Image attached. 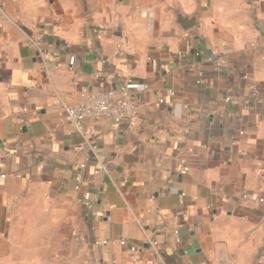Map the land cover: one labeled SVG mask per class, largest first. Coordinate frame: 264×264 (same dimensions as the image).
<instances>
[{
	"label": "crops",
	"instance_id": "1",
	"mask_svg": "<svg viewBox=\"0 0 264 264\" xmlns=\"http://www.w3.org/2000/svg\"><path fill=\"white\" fill-rule=\"evenodd\" d=\"M87 3L85 14L81 0H4L0 264H264V204L241 199L264 197V0ZM177 11L197 26L180 28ZM217 55L222 67L208 61ZM129 81L150 87L135 129L84 125L109 161L110 174L95 175L61 102Z\"/></svg>",
	"mask_w": 264,
	"mask_h": 264
},
{
	"label": "built area",
	"instance_id": "2",
	"mask_svg": "<svg viewBox=\"0 0 264 264\" xmlns=\"http://www.w3.org/2000/svg\"><path fill=\"white\" fill-rule=\"evenodd\" d=\"M4 8V0H0V13L4 14ZM29 42L38 49L43 60L47 61L46 52L42 49L41 44L33 39H29ZM225 60V55H217L216 58L211 57L208 59L209 62L215 63L217 67H222L225 63ZM73 64L74 62L71 63V71H73ZM149 89L150 87L147 84L129 81L118 88L104 91H90L86 88H82L79 93V100L75 105H66L65 103L61 102L60 115L66 119L84 138V143L79 145L77 149L79 151L88 150L98 163V169L94 172L95 175L103 174L108 176L110 174L109 161L104 155H101L98 152V146L95 143H91L86 140L84 132L85 123L87 121L105 119L117 125L125 123L130 128L135 129L139 122V109L136 98ZM254 96H257L256 93H254ZM163 102V100H160L161 104ZM244 134V132H240V136H243ZM229 149L231 151H236L241 155L248 154L245 149L239 147L238 141L236 139L231 140ZM85 167V164L81 165L82 170H84ZM180 172L182 174H186L189 172V168L183 167L180 169ZM1 178L4 177L1 176ZM84 185L85 181L83 179V175L80 172L76 177L75 190L77 192H81ZM120 194L128 205L127 198L129 194L127 192H120ZM255 198L257 201H259V203L264 204V197H255L252 193H243L241 195V199L243 200H251ZM82 202L89 209L95 206V202L89 198L88 193L83 194ZM176 234H178V232H176ZM146 239L150 255L160 258L158 243L151 239L148 235H146ZM127 244L128 242L126 240L120 241V245L122 246H126ZM140 252L141 250L135 245L130 247V253L133 260H137L139 258Z\"/></svg>",
	"mask_w": 264,
	"mask_h": 264
},
{
	"label": "water",
	"instance_id": "3",
	"mask_svg": "<svg viewBox=\"0 0 264 264\" xmlns=\"http://www.w3.org/2000/svg\"><path fill=\"white\" fill-rule=\"evenodd\" d=\"M250 1V0H248ZM81 7L84 10V13L87 14L90 11L91 6L87 3V0H81ZM176 23L177 25L185 31L195 28L198 24L197 14L193 15H183L181 12L177 11Z\"/></svg>",
	"mask_w": 264,
	"mask_h": 264
}]
</instances>
